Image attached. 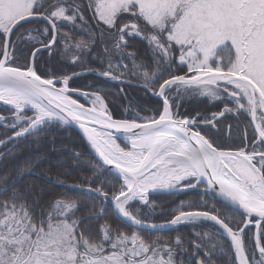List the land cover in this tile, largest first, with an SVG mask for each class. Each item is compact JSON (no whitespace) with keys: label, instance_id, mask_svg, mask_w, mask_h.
<instances>
[{"label":"snow or ice","instance_id":"6c2138e0","mask_svg":"<svg viewBox=\"0 0 264 264\" xmlns=\"http://www.w3.org/2000/svg\"><path fill=\"white\" fill-rule=\"evenodd\" d=\"M0 165V264H264V0H0Z\"/></svg>","mask_w":264,"mask_h":264},{"label":"trees","instance_id":"16d2710c","mask_svg":"<svg viewBox=\"0 0 264 264\" xmlns=\"http://www.w3.org/2000/svg\"><path fill=\"white\" fill-rule=\"evenodd\" d=\"M139 49V52L143 54L144 52V47L142 44H137L135 45ZM46 58V57H45ZM78 84L81 87H86L90 82L91 78H81L78 81ZM112 96L109 97L110 101V107L113 111L114 116L119 117L124 114V108H126L129 104V100L133 103H140L141 105H151L154 104L155 98L154 97H149L145 95L144 91L142 88L138 87H125V92L127 93L128 99L123 98V95L118 93V90L116 87H113L111 89ZM114 97V99H113ZM123 105V107L121 106ZM215 110L212 107L211 103L206 102L205 100L201 98H188L185 100L183 107L181 108V112H187L188 114L195 115L197 112L201 114H210L211 111ZM52 136H55L57 140V145L56 147H60V142L63 141L65 142L66 146L68 148H73L76 147L80 144L79 137L76 135V133H64L63 135L59 133H53ZM51 136H46L44 139H51ZM43 150L49 152V158L45 161H43V167L45 169L51 167L53 169L52 173V179L55 180L56 178V168H57V160L60 159L59 156L52 154L50 152V149L52 148L51 144H44L41 146ZM19 155L17 157L18 160L22 162L23 157H26L30 155V151L28 150L27 147L22 146L21 149L17 150ZM67 168L72 171V178H80V173L84 172L86 175V169L85 167H74L73 165H67ZM6 171V168L4 165H0V175H3ZM62 175V174H61ZM31 179V178H30ZM38 183L43 184L44 181H38ZM182 197L180 196H168V195H160L157 197L159 201L163 203V206L165 208H168L178 200H180ZM187 198V197H184ZM182 231L187 232L188 229L182 227ZM168 235H173L174 233H166Z\"/></svg>","mask_w":264,"mask_h":264}]
</instances>
